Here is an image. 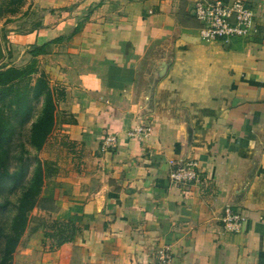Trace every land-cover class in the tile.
Returning <instances> with one entry per match:
<instances>
[{"label":"crops","instance_id":"crops-1","mask_svg":"<svg viewBox=\"0 0 264 264\" xmlns=\"http://www.w3.org/2000/svg\"><path fill=\"white\" fill-rule=\"evenodd\" d=\"M28 1L39 18L21 37L63 95L43 149L53 204L13 264H264V0H228L254 13L229 44L203 38L200 0ZM191 161L199 179L175 184ZM54 222L69 239L50 249Z\"/></svg>","mask_w":264,"mask_h":264},{"label":"rangeland","instance_id":"rangeland-1","mask_svg":"<svg viewBox=\"0 0 264 264\" xmlns=\"http://www.w3.org/2000/svg\"><path fill=\"white\" fill-rule=\"evenodd\" d=\"M30 10L28 0H24L20 6L13 4L12 0H0V32L6 50V58L0 62V69L10 66L30 68L32 64L36 68V71L26 76L24 81L32 98L30 118L21 120L15 117L17 106L10 104L12 97L0 102V113L10 116L14 126V135L7 144L8 166L12 173L18 174L15 178L6 179L0 186V262L4 256L6 241L12 233L19 201L33 180L39 160L42 159L44 162L45 172L52 164L44 156V154L47 156L46 151L39 152L32 145L33 125L42 114L46 96L34 97V88L42 69L39 68V58L28 53L30 50L27 48L28 43L21 37L29 30L26 24H34L39 18V14L31 13ZM35 226L39 229V218L35 220ZM44 226L48 225L44 224Z\"/></svg>","mask_w":264,"mask_h":264},{"label":"trees","instance_id":"trees-1","mask_svg":"<svg viewBox=\"0 0 264 264\" xmlns=\"http://www.w3.org/2000/svg\"><path fill=\"white\" fill-rule=\"evenodd\" d=\"M228 1V0H225ZM24 0H12L17 6L22 5ZM42 50L39 46L32 45L28 51L33 57H36ZM36 71L35 65L30 68H18L15 66L4 67L0 69V102L8 97H12L10 104L16 105L15 117L24 120L32 115L31 96L28 85L24 83L26 76L32 75ZM45 95V105L42 114L34 122L32 133V145L41 152L57 127V110L58 101L62 97L63 92L57 91L50 86L48 76L45 72H41L37 84L34 88V97L39 98ZM14 135V126L10 116L0 113V186L6 179L15 178L18 174H14L9 170L8 160L9 151L7 144ZM46 172L44 162L39 160L36 167L33 180L29 187L25 190L18 204V212L12 224V233L6 241L4 256L0 264H12L15 259V253L22 241L26 231L32 222V212L35 208L41 206L42 201L53 204L50 199L42 198V190L45 184ZM75 223V222H74ZM59 229L56 233L55 228ZM60 227V228H59ZM63 226L54 222L51 230L47 233V239H57V243H51L50 249L61 246L69 238L65 236ZM72 239V238H71ZM47 246L48 244L45 243Z\"/></svg>","mask_w":264,"mask_h":264},{"label":"built area","instance_id":"built-area-1","mask_svg":"<svg viewBox=\"0 0 264 264\" xmlns=\"http://www.w3.org/2000/svg\"><path fill=\"white\" fill-rule=\"evenodd\" d=\"M196 17L201 21V33L204 39L210 41H221L229 44L235 38L248 35L253 27L254 13L242 2H231L225 0H200L194 9ZM153 126L135 127L129 131L131 138H140L141 136L151 135ZM116 137L106 136L103 142V149L108 151L114 147ZM198 164L195 161L188 162L171 173V180L177 185H187L199 179ZM246 220V216L235 211L228 206L225 209L223 222L232 231H239V225ZM164 263L170 262L167 256L162 257Z\"/></svg>","mask_w":264,"mask_h":264},{"label":"water","instance_id":"water-1","mask_svg":"<svg viewBox=\"0 0 264 264\" xmlns=\"http://www.w3.org/2000/svg\"><path fill=\"white\" fill-rule=\"evenodd\" d=\"M6 58V50L0 32V62Z\"/></svg>","mask_w":264,"mask_h":264}]
</instances>
